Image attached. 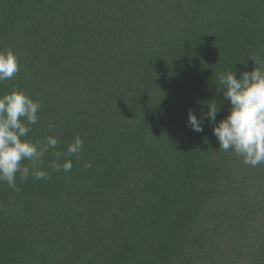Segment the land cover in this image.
Returning <instances> with one entry per match:
<instances>
[{
  "label": "trees",
  "instance_id": "trees-1",
  "mask_svg": "<svg viewBox=\"0 0 264 264\" xmlns=\"http://www.w3.org/2000/svg\"><path fill=\"white\" fill-rule=\"evenodd\" d=\"M9 49L0 95L42 103L28 139L84 150L0 182V264H264V164L187 126L209 102L230 113L221 73L264 68V0H0Z\"/></svg>",
  "mask_w": 264,
  "mask_h": 264
},
{
  "label": "clouds",
  "instance_id": "clouds-1",
  "mask_svg": "<svg viewBox=\"0 0 264 264\" xmlns=\"http://www.w3.org/2000/svg\"><path fill=\"white\" fill-rule=\"evenodd\" d=\"M251 72H242L237 79L236 72L221 73L218 92L231 104L230 113L217 123L215 101L209 102L207 112L198 115L189 109L187 126L193 131L203 132L205 122L212 125L213 134L219 143V151L231 150L243 163L251 167L264 164V68L257 67ZM20 71L19 59L12 50H0V84L13 79ZM42 103L34 100L22 90L13 89L10 93L0 95V182L19 192L17 174L21 182L29 177L39 181L51 178L43 167L47 154L52 151L56 157L47 164L53 172L69 173L73 168L70 157L80 160L84 150V141L76 135L67 145L65 153L53 151L58 148L59 139L49 135L42 140L32 142L28 134L32 126L39 122ZM49 129L56 127L49 123ZM67 157V158H66ZM63 162L61 163V160ZM28 161V164L22 163ZM92 162L84 161L83 167L92 168Z\"/></svg>",
  "mask_w": 264,
  "mask_h": 264
}]
</instances>
